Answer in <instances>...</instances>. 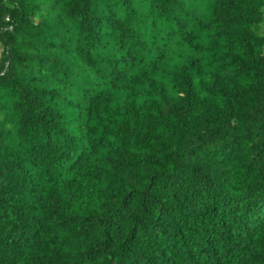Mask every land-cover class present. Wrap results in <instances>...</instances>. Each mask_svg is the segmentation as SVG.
<instances>
[{
	"label": "trees",
	"instance_id": "obj_1",
	"mask_svg": "<svg viewBox=\"0 0 264 264\" xmlns=\"http://www.w3.org/2000/svg\"><path fill=\"white\" fill-rule=\"evenodd\" d=\"M0 264H264V0H0Z\"/></svg>",
	"mask_w": 264,
	"mask_h": 264
}]
</instances>
